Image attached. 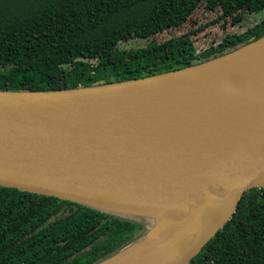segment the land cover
Segmentation results:
<instances>
[{
  "label": "water",
  "instance_id": "water-1",
  "mask_svg": "<svg viewBox=\"0 0 264 264\" xmlns=\"http://www.w3.org/2000/svg\"><path fill=\"white\" fill-rule=\"evenodd\" d=\"M0 186L148 227L145 264H189L264 188V36L190 67L51 91H0Z\"/></svg>",
  "mask_w": 264,
  "mask_h": 264
},
{
  "label": "trees",
  "instance_id": "trees-1",
  "mask_svg": "<svg viewBox=\"0 0 264 264\" xmlns=\"http://www.w3.org/2000/svg\"><path fill=\"white\" fill-rule=\"evenodd\" d=\"M198 10L217 18L175 36ZM262 12L264 0H0V91L75 89L190 67L263 37L264 17L201 50L200 31ZM166 32L171 36L160 39ZM135 39L148 43L121 46ZM147 229L139 220L0 186V264H99ZM189 264H264V188L245 193Z\"/></svg>",
  "mask_w": 264,
  "mask_h": 264
},
{
  "label": "rangeland",
  "instance_id": "rangeland-1",
  "mask_svg": "<svg viewBox=\"0 0 264 264\" xmlns=\"http://www.w3.org/2000/svg\"><path fill=\"white\" fill-rule=\"evenodd\" d=\"M263 17L264 12L258 15L247 16L243 23L236 26H232L230 22L209 26L197 34L196 46L199 50L205 49L212 44L220 42L226 36H233L247 30L256 23H259ZM215 18H217V13H205L203 10H198L182 29L173 31L172 33L179 37L185 32L199 29L201 26L213 21ZM170 36V33L168 34L166 32L162 36H159V38L168 39ZM147 43L148 41L135 39L128 43H124L121 46L125 49L139 48L145 46Z\"/></svg>",
  "mask_w": 264,
  "mask_h": 264
},
{
  "label": "bare ground",
  "instance_id": "bare-ground-1",
  "mask_svg": "<svg viewBox=\"0 0 264 264\" xmlns=\"http://www.w3.org/2000/svg\"><path fill=\"white\" fill-rule=\"evenodd\" d=\"M156 234L149 237L132 248L122 252L117 259L108 264H145L156 250Z\"/></svg>",
  "mask_w": 264,
  "mask_h": 264
},
{
  "label": "flooded vegetation",
  "instance_id": "flooded-vegetation-1",
  "mask_svg": "<svg viewBox=\"0 0 264 264\" xmlns=\"http://www.w3.org/2000/svg\"><path fill=\"white\" fill-rule=\"evenodd\" d=\"M56 218H54L53 220H55Z\"/></svg>",
  "mask_w": 264,
  "mask_h": 264
}]
</instances>
